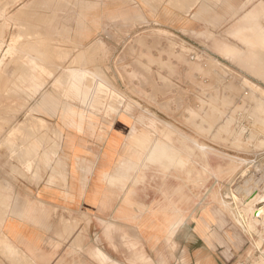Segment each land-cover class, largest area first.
Masks as SVG:
<instances>
[{
	"label": "crops",
	"instance_id": "crops-1",
	"mask_svg": "<svg viewBox=\"0 0 264 264\" xmlns=\"http://www.w3.org/2000/svg\"><path fill=\"white\" fill-rule=\"evenodd\" d=\"M160 1L87 0L64 17L65 52L69 54L66 73L63 81L57 77L61 82L55 92L48 90L37 101L41 117L55 126L58 144L46 146L40 155L36 152L45 162L44 180L26 192L1 226L12 246L36 264L264 261V228H258L255 220H246V231L236 224L233 211L218 205L219 197H225L227 181L209 178L207 157L205 164L202 155L195 162L199 179L193 176L192 160L183 171L170 164L162 171L155 160L162 136L168 135V142L182 154L204 151L191 142L179 144L182 137L196 136L201 144L209 145L207 136L188 124L191 107L182 127L177 126V115L171 110L162 113L161 105L168 103L162 97L163 89L181 94L194 105H206L215 95L241 104L242 92L229 95L225 90L231 86L244 89L241 75L251 78L225 55L226 47L238 44L234 35L213 28L225 24L219 20L223 6L199 3L202 0ZM204 10L218 16L214 24L203 18ZM157 28L179 36L197 48L198 54L184 63L174 58L162 70L158 58L161 39L149 32ZM207 31L214 38L193 36ZM199 56L217 63L210 67L209 59H195ZM150 57L156 64L149 65ZM231 73L241 75L232 77ZM106 90L120 98L104 94ZM205 112L200 108L201 115ZM212 165L225 164L216 159ZM192 179L200 184L199 190L193 188ZM177 186L185 187L184 196L176 193ZM211 189L216 198L210 197ZM176 201L184 202L180 211ZM176 218L181 220L178 227ZM254 231L263 232L262 237Z\"/></svg>",
	"mask_w": 264,
	"mask_h": 264
},
{
	"label": "rangeland",
	"instance_id": "rangeland-1",
	"mask_svg": "<svg viewBox=\"0 0 264 264\" xmlns=\"http://www.w3.org/2000/svg\"><path fill=\"white\" fill-rule=\"evenodd\" d=\"M1 1L2 0H0V7H2L3 4L5 3V7L3 6L5 9L0 8L1 9L0 12H2L3 14V15L0 14V28L1 29L4 28L3 31L0 29V95H1L0 96V121H1L0 129H3V130H0L2 131L0 132V138H2V141L0 139V166H1L0 167V170H1L0 171V208H1L0 209V264H17L18 262H19L18 264H29V263L36 264L35 261L27 258L15 247L7 246V243H6L7 241L1 232V226L4 220L6 219V217L9 215V213L13 211L14 207L18 206V203L25 198L26 192H28L32 186H36L44 180V174L46 173L47 170L43 169L42 167L43 165H45V162L39 156H35L36 152H38V154L40 155V151H44L46 146H52V145L56 146L58 144L57 143L58 135L56 134L55 126L51 122H48L47 120L41 117V112L37 107L38 106L37 101L42 96L47 95L48 90L49 91L53 90L54 92L57 90V88L59 87L57 77H59V79L63 81V77L65 76V73H66L65 63L69 59V56H68L69 54L65 52V46H66L65 39H66L67 31L65 28L66 26L64 24V17H66V15L68 16L72 15L73 10L78 6V4H80V2L82 1L87 2V0H54V1L52 0L53 2L51 0H3L2 2ZM11 1L13 3H11ZM201 2L209 4V6H212V7H215V6L222 7L223 6V9H220L223 14H219L220 15L219 20L225 21V24L222 27L217 26V25L214 27L212 25V27L218 30L217 33H224V34H232L233 28L236 25H238L241 22V20L251 11L255 9L264 8V0H255V1L254 0L253 1L252 0H240V1L238 0H207V1L202 0L199 3ZM8 3L10 5H8ZM204 11L207 12L203 14V18L206 21L210 23L217 21L218 16L215 15V13H211L209 12V10H204ZM28 12L30 13L31 16L29 15ZM14 15L17 17H15ZM263 23H264V20H263ZM60 26H62V28ZM143 31H149V29H146ZM149 32L152 34H155L157 38L161 39V48L158 53V56H159L158 58H159V64L161 65L162 70L168 69L166 67V64H168L174 58H177L179 62L181 61L184 63V61L187 60V58L190 60L192 57L195 56L194 54H198L199 52L197 48H195L194 46L191 47L189 44L185 43L179 36L168 32V30L157 28V29H150ZM197 34L198 35H193L194 38H205V39L214 38L213 32H209V31H207V33L199 32ZM28 42L29 43L31 42V43L29 44ZM33 42L36 44H34ZM24 43H26L27 45H25ZM19 44H20V47H18ZM31 45L32 46L36 45L37 50H35V48L32 49L33 47ZM20 48L22 50L21 52L24 54V57H22L23 54L22 53L20 54L19 52ZM23 48L24 50L25 48L27 50L23 52ZM50 48L51 49L53 48V49L49 50ZM34 50L36 52L41 51L40 52L41 54L38 52L37 53L34 52ZM45 50L48 53H46ZM27 51L28 52L31 51L36 54L28 53ZM15 53L17 55V56L15 55L17 58L13 55ZM43 53L45 56L43 55ZM27 54L28 56L29 54H31L32 55L31 58L30 56L29 58H27L28 57ZM48 54H51V55H48ZM19 55H21V57ZM37 55H40V56H37ZM34 56L35 57L37 56V57L35 58ZM43 56L47 58V60L50 58L52 63H50V60L47 61ZM52 56L53 58H51ZM32 58H35L38 62H41L40 64L42 65V69H41L42 71H38L35 68H33L32 63H30ZM23 59L27 63H25ZM195 59L197 61H200L201 59H205V60L209 59L210 67L212 63L214 64L217 63L216 61L213 62L211 58H206V57L202 58L199 56V57H195ZM42 62L48 66L45 65L44 67ZM54 62L56 65L54 64ZM148 62L150 66L156 64V62H154L151 57L148 60ZM51 64H53L52 67H51ZM10 69H12L11 72H10ZM8 72L10 73L8 74ZM68 74L69 73H67V76ZM231 76L240 77L239 74H234V73L233 74L231 73ZM240 78L244 80L242 75ZM256 82L258 84L261 83V82H258L257 80ZM41 83L42 84L44 83V85H42ZM261 86H264V84H261ZM28 90H31V92L37 95L35 96L30 95L31 92L29 93ZM244 90L245 91L242 93H244L243 95L247 97L246 94L249 93L250 91L249 90L246 91V89ZM170 92L171 90L169 89L162 90V97H164V101H167L168 103L161 105V111L164 114H169L170 113L169 111L171 110L174 114H176L177 115L176 122H177L178 127H182L186 124L185 117L190 107L193 109L194 112H200V108H202L203 110L206 109L204 105L200 106V104H195V105L191 104L190 102H188L189 101L188 99L181 97V94H178L176 96L175 93L170 94ZM104 94L108 96L110 95L112 96V98L114 97V99L120 98L119 96L115 94H111L108 90H106ZM258 96H260V93H258ZM171 98L173 100V103L169 104V102L171 101L170 100ZM241 101L243 102V97ZM23 102L27 104H24ZM242 102L241 104H237L238 108L240 109V110L238 109L237 112L234 111L233 109L228 110L229 116L235 115L234 116L235 121L233 124V127L235 129L232 127V131L236 133L244 132L243 138L245 141H248V139L252 137H255L256 139L264 140V129L260 127L258 124H256L254 119H251V117L249 116L248 111L251 108V104H247V107H246L247 109L246 108L243 109ZM30 111H34V112H30ZM30 115L34 116V117L31 116L33 119L30 117ZM5 118H7L8 120ZM39 118L45 120L46 124L42 126L39 123L38 125L39 128H38L37 121ZM190 119L191 117L189 116V119H188L189 125H190ZM221 120L222 121L218 122V125H222L223 122L225 121V118ZM28 123L30 126L28 125ZM30 123H33V124H30ZM21 124L23 125V127ZM26 124L29 126V128ZM19 126L21 127V129L22 128L23 129L18 130ZM41 126H42V129H41ZM205 126H208V125H205ZM36 129H37V132L35 133ZM39 129H41L42 131ZM253 129H255V131ZM51 130L55 133H53ZM38 131H41V132L38 133ZM256 131L262 134H259ZM33 133H35L36 135ZM196 133L201 134L200 131ZM6 139H7L6 142L11 140V142L13 143L9 142L7 144L5 142ZM3 140H4V143L6 144L3 143ZM256 143L257 142L255 141L251 143L249 146H247L246 148L237 149L231 142L219 144V143L213 142L211 138H208V144L211 147H214V149L218 150L221 154H223L221 158L224 164L229 163V161L233 159L246 160V163L239 162L240 164L236 167V169L238 170V173L233 178L235 182L233 184L232 190L234 191L235 195L238 198H233V196L231 195V192H230L231 184L229 183L225 184V190H226L225 192L226 194L227 193L230 194L229 199L227 201L230 203L232 211L235 214H239V213L245 214L248 222L252 220L251 214H249L248 216L246 215V212L250 208L248 205V201L250 197H245L243 195L240 196L238 195L236 190L238 186L245 183L246 180L249 178H254V180H261L262 182H264V146L257 147V145L259 144L258 143L256 144ZM18 168H19V172L20 171L22 172L19 173ZM262 187L264 188V185ZM236 209L238 212L236 211ZM236 224L238 223L236 222ZM258 228H260V226ZM261 233L263 234V232ZM261 233L254 231V233L252 234H256L257 236H260L261 238L262 237ZM4 245H6L5 247H7V249L4 247ZM15 260L17 261V263L14 262ZM65 264H85V263L75 260L73 262L70 261ZM260 264H264V261L261 262Z\"/></svg>",
	"mask_w": 264,
	"mask_h": 264
},
{
	"label": "bare ground",
	"instance_id": "bare-ground-1",
	"mask_svg": "<svg viewBox=\"0 0 264 264\" xmlns=\"http://www.w3.org/2000/svg\"><path fill=\"white\" fill-rule=\"evenodd\" d=\"M3 1V0H2ZM1 1V2H2ZM52 1V0H51ZM50 1V2H51ZM54 1V0H53ZM52 1V2H53ZM162 1V0H161ZM160 1V2H161ZM177 1V0H176ZM174 1V2H176ZM207 1V0H206ZM253 1V0H252ZM255 1V0H254ZM58 2V1H57ZM155 2V1H154ZM178 2V1H177ZM180 2V1H179ZM194 2V1H193ZM11 3H13L11 1ZM23 3V2H22ZM157 3V2H156ZM249 3V2H248ZM247 3V4H248ZM153 4V3H152ZM190 4V3H189ZM246 4V5H247ZM257 4V3H256ZM8 5H10L8 3ZM171 5V4H170ZM194 5V3H193ZM3 6L5 7V3L3 4ZM0 7L2 9H5L4 7ZM191 6V5H189ZM251 6V5H250ZM7 7V5H6ZM181 7V6H179ZM183 7V6H182ZM9 8V7H8ZM155 8V7H154ZM158 8V7H157ZM187 10V9H186ZM1 11V9H0ZM185 11V10H184ZM29 13V12H28ZM246 13V12H245ZM0 14H2V12H0ZM6 14V13H5ZM3 15V14H2ZM18 15V14H17ZM30 15V13H29ZM28 15V16H29ZM35 15V14H34ZM5 16V15H4ZM7 16V15H6ZM15 16V15H14ZM31 16V15H30ZM17 17V16H15ZM26 17V16H24ZM2 18V17H1ZM263 20H264V8H260V9H255L253 11H251L249 14H247L242 20L241 22L236 25L234 28H233V31H232V34L234 35V37L237 39V43L234 47H231V48H227L226 47V51H225V55L233 60H235L236 62H238L240 64V66L244 69H246L248 71V74L251 76V78L257 80L258 82H261L264 84V23H263ZM18 24V23H17ZM3 25V24H2ZM5 25V24H4ZM2 27V26H1ZM62 28V26H60ZM75 27V26H74ZM71 28V27H70ZM1 29V28H0ZM60 29V28H59ZM2 31L4 30V28L1 29ZM1 31V32H2ZM71 32V31H70ZM53 33V32H52ZM61 33V32H60ZM3 34V33H2ZM83 34V33H82ZM4 35V34H3ZM6 35V34H5ZM70 35V34H69ZM72 35V34H71ZM86 35V34H85ZM217 35V34H216ZM19 36V34H18ZM75 36V35H74ZM6 37V36H5ZM221 37V36H220ZM74 39V38H73ZM229 39V38H228ZM75 41V40H74ZM233 42V41H232ZM29 43V42H28ZM31 43V42H30ZM29 43V44H30ZM34 43V42H33ZM32 43V44H33ZM38 43V42H37ZM25 45H27L26 43H24ZM28 44V46H29ZM36 44V43H34ZM23 45V44H22ZM21 45V46H22ZM74 45V44H73ZM72 45V46H73ZM32 46V45H31ZM36 46V45H35ZM32 46L35 50H37V46ZM40 46V45H39ZM76 46V45H75ZM74 46V47H75ZM94 46H97V45H94ZM18 47H20V44L18 45ZM17 47V49H18ZM25 47V46H24ZM41 47V46H40ZM47 47V46H46ZM80 47V46H79ZM91 47V46H89ZM31 48V47H29ZM48 49V48H47ZM53 49V48H52ZM51 48L49 50H52ZM86 49V48H85ZM20 51V54L22 53L21 51V48L19 49ZM25 50H27L25 48ZM24 48H23V52H25ZM29 50V49H28ZM34 50V52H36ZM43 50V49H42ZM48 50V51H49ZM91 50V48H90ZM93 50V49H92ZM14 51V50H13ZM16 51V50H15ZM55 51V50H54ZM86 51V50H85ZM28 52V51H27ZM34 52H28V53H34ZM38 53H40L39 51H37ZM36 52V53H37ZM46 52V50H45ZM53 52V51H52ZM84 52V51H83ZM14 53V52H13ZM17 53V52H16ZM13 54L14 56L16 55ZM34 53V54H36ZM48 53V52H46ZM51 53V51H50ZM58 53V52H57ZM93 53V52H92ZM19 54V53H18ZM23 54V53H22ZM41 54V53H40ZM54 54V53H53ZM80 54V53H79ZM83 54V53H81ZM91 54V53H90ZM223 54V55H224ZM12 55V54H11ZM26 55V54H25ZM44 55V53H43ZM48 55H51V54H48ZM17 56V55H16ZM15 56V57H16ZM21 57V55H19ZM28 56V54H27ZM26 56V57H27ZM30 58H31V54H29ZM29 56L27 58H29ZM37 56H40V55H37ZM36 56V57H37ZM42 56V55H41ZM45 56V55H44ZM43 56V57H44ZM81 56V55H80ZM90 56V55H89ZM225 56V57H226ZM22 57H24V54L22 55ZM35 57V56H34ZM35 57V58H36ZM48 57V56H47ZM58 57V56H57ZM13 58V57H12ZM17 58V57H16ZM19 58V57H18ZM35 58H32L31 59V62L32 63V66L33 68H35L36 70L38 71H42V65L40 64L41 62H38ZM45 58V57H44ZM53 58V56L51 57ZM55 58V57H54ZM91 58V57H90ZM93 58V57H92ZM95 58V57H94ZM218 58V57H217ZM14 59V58H13ZM47 60V58H45ZM21 60V59H20ZM50 60V58L48 59ZM47 60V61H48ZM54 60V59H53ZM85 60V59H84ZM24 61V59H23ZM225 61V59H224ZM227 61V60H226ZM230 61V60H229ZM11 62V61H10ZM17 62V61H16ZM25 63H27L26 61H24ZM44 62V61H43ZM43 64V66L45 67L46 64ZM90 62V61H89ZM50 63L51 60H50ZM225 63V62H224ZM55 64V62H54ZM82 64V63H81ZM53 64H51V67H52ZM56 65V64H55ZM54 65V66H55ZM7 66V65H6ZM14 66V65H13ZM48 66V65H46ZM53 66V67H54ZM225 66V64H224ZM29 67V66H28ZM56 67V66H55ZM229 67V66H228ZM227 67V68H228ZM18 68V67H17ZM30 68V67H29ZM48 68V67H47ZM57 68V67H56ZM55 69V68H54ZM97 69V68H96ZM21 70V69H19ZM50 70V69H49ZM89 70V69H87ZM221 71V69H219ZM235 70V69H233ZM232 70V71H233ZM237 70V69H236ZM12 71V69H10V72ZM66 71V70H65ZM95 71V70H94ZM8 72V74L10 73ZM97 72V71H95ZM40 73V72H38ZM54 73V72H53ZM68 73V72H67ZM90 73V72H89ZM221 73V72H220ZM241 73V72H240ZM64 74V73H63ZM97 74V73H96ZM101 74V72H100ZM239 74V73H238ZM246 74V73H245ZM244 74V75H245ZM7 75V74H6ZM95 75V74H94ZM99 73L96 75L98 76ZM241 75V74H240ZM100 76V75H99ZM98 76V77H99ZM103 76V75H101ZM243 76V75H242ZM6 77V76H5ZM4 77V78H5ZM32 77V76H31ZM41 77V76H40ZM163 77V76H162ZM3 78V79H4ZM8 78V77H7ZM61 78V77H60ZM97 78V77H96ZM104 78V77H103ZM244 78V89L249 90L250 92L247 93V97H243V109H245L247 107V104H251V108L250 110H246L248 111L249 113V116L251 117V119H254L255 123L258 124L260 127H262L264 129V86H261V83L258 84L256 81H254L253 79L247 77V76H243ZM15 79V78H14ZM42 79V78H41ZM21 80V79H20ZM44 80V79H43ZM59 80V79H58ZM102 80V78H101ZM60 81V80H59ZM13 82V81H12ZM21 82V81H20ZM26 82V81H25ZM61 82V81H60ZM234 82V81H233ZM232 82V83H233ZM22 83V82H21ZM40 83V81H39ZM103 83V81H102ZM42 84V83H41ZM106 84V83H105ZM44 85V83L42 84ZM108 85V84H107ZM226 85V84H225ZM2 86V85H1ZM227 86V85H226ZM55 87V85H54ZM5 88V87H4ZM243 88L242 89H237L233 86H231L228 90H225L231 94H235V95H239L241 92L245 91ZM2 90V89H1ZM115 90V89H113ZM25 91V90H24ZM29 93L31 92V90H28ZM215 92V91H214ZM23 93V92H22ZM258 93H260V96H258ZM26 94V92H25ZM24 94V95H25ZM244 94V93H243ZM32 96H35L37 94H34L33 92H31ZM41 95V94H40ZM219 95H220V92H219ZM1 96V95H0ZM21 96V95H20ZM26 96V95H25ZM46 96V95H45ZM235 97V96H234ZM23 99V98H22ZM28 99V98H27ZM236 99V98H235ZM194 101V100H193ZM35 102V101H34ZM24 103V102H23ZM22 104V103H21ZM24 104H27V103H24ZM29 104V103H28ZM14 106V105H13ZM27 106V105H25ZM113 106V105H112ZM115 106H117L115 104ZM4 107V106H3ZM38 107V106H37ZM188 107V106H187ZM204 107L206 108V112L201 115L199 112H194L192 111L190 113V126L193 127L194 131L195 132H201V134L203 136H207V138H211V140L215 143H219V144H224V143H227V142H231L235 148L237 149H243V148H246L247 146H249L251 143L253 142H257L259 145H257V147L259 146H264V140H261V139H256L255 137H252L250 139H248V141H245L243 136H244V132H241V133H236V132H233L232 131V127H233V124H234V121H235V115H228L229 111L228 110H234L237 112V110L239 109L238 108V105L236 103H234V99L233 98H230L226 95H224L222 98H219L218 99V95H215V96H212V98H210L208 101H207V104L206 106L204 105ZM7 108V107H6ZM26 108V107H25ZM23 109V108H22ZM247 109V108H246ZM8 110V109H7ZM21 110V109H20ZM24 110V109H23ZM240 110V109H239ZM242 110V109H241ZM12 111V110H11ZM19 111V110H18ZM17 111V112H18ZM25 111V110H24ZM42 111V110H41ZM8 112V111H7ZM16 112V113H17ZM30 112H34V111H30ZM4 113V111H3ZM44 113V112H43ZM36 114V113H35ZM49 115V114H48ZM33 116V115H30V117ZM242 116V115H241ZM9 117V116H8ZM7 117V118H8ZM29 117V119H30ZM34 117V116H33ZM238 117V116H237ZM5 118V119H7ZM10 118V117H9ZM12 118V117H11ZM32 118V117H31ZM37 118V117H36ZM225 118V121L220 124L222 125H218V122L219 121H222L221 119H224ZM2 119V118H1ZM33 119V118H32ZM3 120V119H2ZM8 120V119H7ZM14 120V119H13ZM27 120V119H26ZM35 120V119H34ZM12 121V120H11ZM37 121V120H36ZM199 121V122H198ZM1 122V121H0ZM10 122V121H9ZM19 122V121H18ZM26 122V121H25ZM32 122V121H31ZM22 123V122H21ZM35 123V122H34ZM37 127L39 128V123L40 125H45L46 124V121L39 118L38 121H37ZM179 123V122H178ZM11 124V123H10ZM9 124V125H10ZM18 124V123H17ZM30 124H33V123H30ZM4 125V124H3ZM16 125V124H15ZM22 125V124H21ZM27 125V124H26ZM25 125V126H26ZM29 125V123H28ZM27 125V126H28ZM205 125H208V126H205ZM8 126V125H7ZM30 126V125H29ZM28 126V128H29ZM42 126H41V129H42ZM50 126V125H49ZM170 126V125H169ZM205 126V127H203ZM249 126V125H248ZM254 126V125H253ZM14 127V126H13ZM16 127V126H15ZM23 127V125H22ZM33 127V126H32ZM208 127V128H207ZM236 127V126H235ZM243 127V126H241ZM8 128V127H7ZM18 128V127H17ZM20 128V129H19ZM18 130H22L21 127L19 126ZM37 128V129H38ZM47 128V127H46ZM45 128V129H46ZM54 128V127H53ZM168 125H167V130H168ZM207 128V129H206ZM234 128V127H233ZM239 128V127H238ZM248 128V127H247ZM250 128V127H249ZM37 129L35 131V133L37 132ZM39 129V130H41ZM44 129V127H43ZM235 129V128H234ZM0 130H3V129H0ZM10 130V129H8ZM16 130V131H18ZM50 130V129H48ZM185 130V129H184ZM207 130V132H206ZM244 130V129H243ZM255 131V129H253ZM26 131V130H25ZM42 131V130H41ZM41 131H38L41 132ZM52 131V130H51ZM54 131V129H53ZM52 131V132H53ZM187 131V130H186ZM251 131V130H250ZM2 132V131H0ZM20 132V131H19ZM28 132V130H27ZM258 132V131H256ZM4 133V131H3ZM9 133V132H8ZM33 133V134H35ZM55 133V132H53ZM177 133H179L177 131ZM259 133V132H258ZM18 134V132H17ZM16 134V135H17ZM23 134V133H22ZM56 134H57V131H56ZM259 134H262V133H259ZM12 135V134H11ZM10 135V136H11ZM14 135V134H13ZM30 135V134H29ZM36 135V134H35ZM34 135V136H35ZM156 136V135H155ZM188 136V135H187ZM18 137V136H17ZM158 137V136H157ZM14 138V137H13ZM164 138L166 139V141H164ZM1 141H2V138H0ZM10 139V138H9ZM17 139V138H15ZM48 139V138H47ZM20 140V139H19ZM202 140V139H201ZM208 140V139H207ZM7 141V139L5 140V142ZM22 141V140H21ZM20 141V142H21ZM157 141V140H156ZM160 142L159 144V147L157 148L156 147V150H155V160H157L160 164V168L162 171H164L165 169L167 170L168 169V164H170V166L172 167H175L177 169V171H183L186 167H188L191 162L190 160H192V166H193V170H192V173H193V176H197L198 179H199V176H200V169H196V160H200V157L202 155V158H203V161H204V164H205V159L207 157V160H208V167H207V174L209 176V178H211V176H215V177H221L223 179H225V181H227V183L231 184V195L233 196V198H237V196L235 195L234 191L232 190L233 188V184H234V176L238 173V170L236 169V167L240 164V163H246V160L244 159H233V160H230L229 163L225 164V165H218L217 167H214L212 165V161L213 160H216V159H222V155L218 150L214 149V147H211L210 145H204V144H201L200 140H199V137L196 138L195 137H182L181 138V141H178L179 144H188L189 142H191L193 145H196L198 146L199 150H201V148L204 150L202 154L198 153L196 154L195 152H192L191 154L190 153H187V154H182V152L179 150L180 148L178 147H174L173 145V142L170 144L168 141H169V137L168 135L166 136H162V140H158V142ZM13 143L11 142V140H9L8 142H6L7 144L8 143ZM3 143H4V140H3ZM4 143V144H6ZM256 143V144H257ZM208 144V143H207ZM217 144V145H219ZM11 145V144H10ZM46 145V144H45ZM170 145V146H169ZM28 146V145H27ZM228 146V145H227ZM55 147V146H54ZM57 147V146H56ZM256 147V148H257ZM71 148V147H70ZM217 148V147H216ZM27 149V148H26ZM57 149V148H56ZM194 150V149H192ZM17 151V149H16ZM38 151V150H37ZM234 151V150H233ZM9 152V151H8ZM21 152V151H20ZM227 152V151H226ZM7 153V151H6ZM46 153V152H45ZM228 153V152H227ZM234 153V152H233ZM56 154V153H55ZM226 154V153H225ZM6 155V154H5ZM4 155V156H5ZM24 155V154H23ZM34 155V154H33ZM3 156V157H4ZM22 156V155H21ZM145 156V155H144ZM190 156V157H189ZM232 156V155H231ZM19 157V155H18ZM192 157V159H191ZM43 158V157H42ZM4 159V158H3ZM7 159V158H6ZM29 159V158H28ZM33 159V158H32ZM5 160V159H4ZM17 161V160H16ZM21 161V160H20ZM26 161V160H25ZM154 161V160H153ZM22 162V161H21ZM36 162V161H35ZM240 162V163H239ZM262 162V161H261ZM6 163V162H5ZM4 163V164H5ZM9 163V162H8ZM17 163V162H16ZM24 163V162H23ZM156 163V162H154ZM198 163H200V161H198ZM3 164V163H2ZM11 164V163H10ZM36 164V163H35ZM250 164V163H249ZM49 165V164H48ZM263 165V164H262ZM18 166V165H17ZM34 166V165H33ZM32 166V167H33ZM42 166V165H41ZM1 167V166H0ZM16 167V166H15ZM14 167V168H15ZM49 168V167H48ZM159 168V169H160ZM11 169V168H10ZM44 169V167H43ZM42 169V170H43ZM46 170V169H45ZM1 171V170H0ZM15 171V170H14ZM17 171V170H16ZM5 172V171H4ZM3 172V173H4ZM18 172H19V168H18ZM22 172V171H20ZM19 172V173H20ZM45 172V171H43ZM50 172V171H49ZM205 168L203 170V175H205ZM15 173V172H14ZM186 173H188L190 175V173L187 171ZM4 175V174H3ZM8 175V173H7ZM51 175V174H50ZM165 175V174H164ZM21 176V175H20ZM24 176V175H23ZM39 176V175H38ZM37 176V177H38ZM166 176V175H165ZM164 176V177H165ZM50 177V176H49ZM169 177V176H168ZM251 177V176H250ZM263 177V176H262ZM3 178V176H2ZM25 178V177H23ZM54 178V177H53ZM27 179V178H26ZM38 179V178H36ZM51 179V178H50ZM263 179V178H262ZM14 180V179H13ZM11 180V181H13ZM193 180V188L194 189H200L201 186L200 184H195V180L196 179H192ZM17 181V180H16ZM15 182V181H14ZM39 182V181H38ZM41 182V181H40ZM55 183V182H54ZM16 184V183H15ZM48 184H50L48 182ZM53 185V183H52ZM264 185V182H262L261 180H254V178H249L246 180L245 183H243L242 185L238 186L237 187V193L238 195H243L245 197H250L249 201H248V205H249V212L247 211L246 213L249 215V214H252L254 212V210H256L255 212V217L254 219L252 218V220H255V223L261 227L264 228V188L262 187ZM3 186V185H2ZM176 188V187H175ZM174 188V189H175ZM230 188V187H229ZM173 189V190H174ZM184 189L185 187L184 186H177L176 188V193L179 195L181 194V196H184ZM173 193V192H172ZM171 193V194H172ZM210 193H211V196L210 197H214L216 198V191L214 190H210ZM164 194V193H163ZM227 196H225L224 198H220L217 200V203L218 205L224 209L225 211H229V212H232V209H231V205L230 203L227 201L229 199V195L230 194H225ZM166 196V195H165ZM172 197V196H171ZM189 200V199H188ZM234 201V200H233ZM5 204V203H4ZM176 208L180 211L181 209V204L183 205L184 202H181V201H176L174 202ZM244 204V203H243ZM2 205V204H1ZM201 205V204H200ZM235 205V203H234ZM245 205V204H244ZM236 208V206H235ZM1 209V208H0ZM11 211V210H10ZM237 211V209H236ZM113 212V211H112ZM238 212V211H237ZM5 213V212H4ZM246 214V215H247ZM80 215V214H79ZM83 215V214H82ZM80 215V216H82ZM82 218V217H81ZM178 221H177V227L181 224V220L180 218H176ZM246 217L244 215H242L241 213L239 214H236L235 216V221L241 226L243 227L246 231H247V228L246 225ZM85 222V221H84ZM88 224V223H87ZM87 226V225H86ZM251 226V225H250ZM171 228V227H170ZM252 228V226H251ZM250 228V229H251ZM76 229V228H75ZM249 229V228H248ZM255 229V228H253ZM256 230V229H255ZM5 238V237H4ZM6 239V243H7V246L9 247H12V244L8 241L7 238ZM72 239V238H71ZM2 240V239H1ZM170 241V240H169ZM260 241V240H259ZM5 243V244H6ZM177 244V243H176ZM6 245H4L5 247ZM175 246V245H174ZM3 248V247H2ZM7 249V247H5ZM4 248V249H5ZM3 249V250H4ZM12 251V250H11ZM22 252V251H21ZM19 255V254H18ZM17 255V256H18ZM8 259V258H7ZM24 259V258H23ZM26 259V258H25ZM262 259V258H261ZM9 260V259H8ZM12 261V260H11ZM20 261V259H19ZM27 261V260H26ZM24 261V262H26ZM13 262V261H12ZM11 262V263H12ZM14 262L17 263V261L15 260ZM263 262V261H262ZM19 263V262H18ZM17 263V264H18ZM30 264V263H29Z\"/></svg>",
	"mask_w": 264,
	"mask_h": 264
},
{
	"label": "water",
	"instance_id": "water-1",
	"mask_svg": "<svg viewBox=\"0 0 264 264\" xmlns=\"http://www.w3.org/2000/svg\"><path fill=\"white\" fill-rule=\"evenodd\" d=\"M256 215H257V213H256Z\"/></svg>",
	"mask_w": 264,
	"mask_h": 264
}]
</instances>
